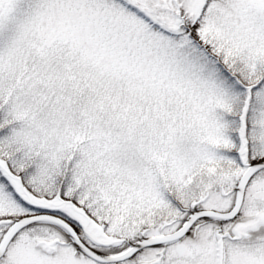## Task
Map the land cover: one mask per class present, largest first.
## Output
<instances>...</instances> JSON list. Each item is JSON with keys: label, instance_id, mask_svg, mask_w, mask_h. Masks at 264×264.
<instances>
[{"label": "snow or ice", "instance_id": "1", "mask_svg": "<svg viewBox=\"0 0 264 264\" xmlns=\"http://www.w3.org/2000/svg\"><path fill=\"white\" fill-rule=\"evenodd\" d=\"M0 264H264V0H0Z\"/></svg>", "mask_w": 264, "mask_h": 264}]
</instances>
